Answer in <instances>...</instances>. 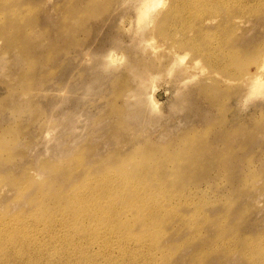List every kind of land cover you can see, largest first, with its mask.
Wrapping results in <instances>:
<instances>
[{
	"label": "rangeland",
	"instance_id": "obj_1",
	"mask_svg": "<svg viewBox=\"0 0 264 264\" xmlns=\"http://www.w3.org/2000/svg\"><path fill=\"white\" fill-rule=\"evenodd\" d=\"M152 7L0 0L2 264H264V0Z\"/></svg>",
	"mask_w": 264,
	"mask_h": 264
},
{
	"label": "bare ground",
	"instance_id": "obj_2",
	"mask_svg": "<svg viewBox=\"0 0 264 264\" xmlns=\"http://www.w3.org/2000/svg\"><path fill=\"white\" fill-rule=\"evenodd\" d=\"M151 2H153V7L152 8H155L159 3L160 4H163V0H151ZM111 55V53L109 54V56ZM112 56V55H111ZM262 56V62H261V64L258 66V68L256 69V72L251 76V80H252V84L254 85V86H260V85H264V52H262V54L260 55V57ZM113 57V56H112ZM105 59V58H104ZM110 59V58H109ZM112 59H110V63L113 61H111ZM105 61H108L109 62V60L107 59V60H105ZM134 67V66H133ZM132 67V68H133ZM141 69V68H140ZM185 70V69H184ZM187 70H189V68H188V66H187V69H186V71ZM132 73V72H131ZM132 75V74H131ZM133 75H135V78H134V76H133V78L132 79H138V81H136L137 83L139 82V85H140V87L141 88H144L143 89V92L142 91H140V92H142V94H144V93H147V92H144V90L146 89V90H148L150 87H152V89L154 90V77H153V75H150V74H148V72L147 71H144V70H137V69H135L134 71H133ZM136 79V80H137ZM133 81V80H132ZM135 81V80H134ZM136 86H137V84H136ZM135 86V87H136ZM139 87V86H138ZM148 88V89H147ZM139 89V88H138ZM151 89V88H150ZM145 90V91H146ZM131 93H134L135 92V90L132 92V91H130ZM138 92V91H137ZM136 92V93H137ZM140 92L139 93H137L136 95H135V97L136 98H138V101H137V99L135 100L134 99V97H133V95L132 96H130V98L132 97V99H134L139 105H144V104H147L146 106H149L151 109H155V107H156V103L154 102V100L150 97V96H142V94H140ZM130 93L128 92L127 93V96H126V94L124 95V96H126V97H128V95H129ZM145 95V94H144ZM138 96V97H137ZM125 99V98H124ZM133 100V101H134ZM126 101V100H125ZM128 101V100H127ZM135 102V103H136ZM22 187V186H21ZM37 219V218H36ZM38 220V219H37ZM1 222H2V220H1ZM36 222H38V221H36ZM63 223H65V222H63ZM45 224H47V223H45ZM48 225V224H47ZM28 226V225H27ZM31 226H33V224L31 225L30 224V227ZM62 227H64V225H62ZM4 228V224H3V222L0 224V232L2 231V229ZM32 228V227H31ZM46 230H48L47 228H46ZM49 231V230H48ZM17 232V231H16ZM24 232V231H23ZM49 232H51V231H49ZM73 232V231H72ZM78 232H81V231H78ZM6 233V232H5ZM4 233V234H5ZM13 233V232H12ZM22 233V232H21ZM20 233V234H21ZM48 233V232H47ZM47 233H46V235H45V237H46V241H47V236H49V235H47ZM49 234V233H48ZM74 234H76V232L75 233H72L71 235H74ZM3 235V234H2ZM27 235H28V232H27ZM51 235V234H50ZM21 236H23V238H24V236L25 235H21ZM99 236V235H98ZM51 237H52V235H51ZM79 238H81V237H83V235H79L78 236ZM92 237V236H91ZM93 237H95V235H93ZM8 238H9V236H8ZM11 238V237H10ZM9 238V239H10ZM29 238V237H28ZM27 237H26V239H28ZM102 238V237H101ZM21 239V238H20ZM19 239V240H20ZM26 239H25V241H26ZM43 239V238H42ZM5 240H6V238H5ZM30 240V239H29ZM7 241V240H6ZM9 241V240H8ZM45 241V242H46ZM79 241H81V240H79ZM27 242H28V240H27ZM26 242V243H27ZM42 242V241H41ZM82 242V241H81ZM24 243V242H23ZM30 243V242H29ZM7 244V243H6ZM5 244V245H6ZM78 244V243H77ZM23 246L25 245V244H22ZM83 245H85V243L83 244ZM82 245V246H83ZM26 246H28V243H27V245ZM25 246V247H26ZM57 246V245H56ZM59 246V245H58ZM57 246V247H58ZM77 246H79V244L77 245ZM81 246V245H80ZM1 247V246H0ZM5 247V246H4ZM30 247V246H29ZM33 247V250H34V246H32ZM60 247V246H59ZM58 247V248H59ZM76 248V245H75V243H71V244H69L68 246H67V249L68 250H72V251H74V253L75 252H77V251H75V250H78V249H75ZM23 249V248H22ZM21 249V250H22ZM26 249V248H25ZM29 249V248H28ZM47 249V248H46ZM81 249V248H80ZM3 250V248L1 247L0 248V264H2V262H3V260L5 259V255H4V252L2 251ZM25 251V250H24ZM35 251V250H34ZM15 252H17V251H14V252H12V253H14V255H15ZM28 252V251H27ZM27 252H24V254L25 255H27ZM70 252V251H69ZM11 253V252H10ZM9 253V254H10ZM20 253H22V252H20ZM31 253V252H30ZM32 253H33V251H32ZM71 253V252H70ZM57 254V253H56ZM55 254V255H56ZM77 254V253H76ZM22 255H23V253H22ZM30 255V254H29ZM28 255V256H29ZM32 255V254H31ZM34 255V254H33ZM59 255V254H58ZM11 255H9V257H10ZM66 256V255H65ZM64 256V257H65ZM68 256V255H67ZM66 256V257H67ZM7 257V256H6ZM8 257V258H9ZM17 257V256H16ZM20 257H22L21 256V254H20ZM34 257V256H33ZM35 257H36V255H35ZM68 257H70L71 258V256L69 255ZM73 257H74V255H73ZM31 258V257H30ZM55 258H58V257H55ZM79 258V257H78ZM24 259V258H23ZM26 259H27V257H26ZM29 259V258H28ZM34 258H32V260H33ZM36 259V258H35ZM73 259V258H72ZM16 260H17V258H16ZM75 260V259H74ZM7 261V260H6ZM6 261H5V264H6ZM14 261V260H13ZM12 261V262H13ZM23 261H25V260H23ZM28 261V260H27ZM34 261H36V260H33V263H34ZM55 261V260H54ZM59 261V260H58ZM61 261H63V260H61ZM30 262V261H29ZM73 262V261H72ZM19 263L20 264H22V262L21 261H19ZM19 263H17V264H19ZM26 263V262H25ZM33 263H30V264H33ZM56 262H54L53 264H55ZM58 263V262H57ZM70 263V262H69ZM4 264V263H3ZM11 264V263H10ZM14 264V263H13ZM16 264V263H15Z\"/></svg>",
	"mask_w": 264,
	"mask_h": 264
}]
</instances>
